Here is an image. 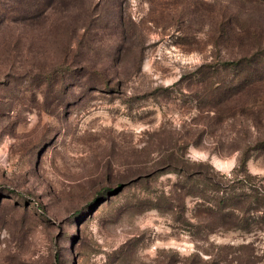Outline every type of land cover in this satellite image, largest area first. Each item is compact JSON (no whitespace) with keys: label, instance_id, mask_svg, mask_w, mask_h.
<instances>
[{"label":"rangeland","instance_id":"1","mask_svg":"<svg viewBox=\"0 0 264 264\" xmlns=\"http://www.w3.org/2000/svg\"><path fill=\"white\" fill-rule=\"evenodd\" d=\"M0 264H264V0H0Z\"/></svg>","mask_w":264,"mask_h":264},{"label":"trees","instance_id":"2","mask_svg":"<svg viewBox=\"0 0 264 264\" xmlns=\"http://www.w3.org/2000/svg\"><path fill=\"white\" fill-rule=\"evenodd\" d=\"M227 64H230V65L234 64V65L237 66V64H239V62L229 61L228 63H226V66H227ZM246 162H247V158L245 156H242L239 159V162H238L237 166L234 167V176L231 178V180H238V181H241V182H246L247 181L246 179H241L242 178L241 177L242 173L244 174V171L246 170Z\"/></svg>","mask_w":264,"mask_h":264}]
</instances>
